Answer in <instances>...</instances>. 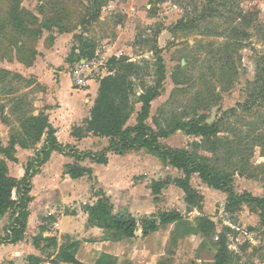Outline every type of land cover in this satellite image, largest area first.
Listing matches in <instances>:
<instances>
[{
	"label": "rangeland",
	"instance_id": "374dc122",
	"mask_svg": "<svg viewBox=\"0 0 264 264\" xmlns=\"http://www.w3.org/2000/svg\"><path fill=\"white\" fill-rule=\"evenodd\" d=\"M240 12L254 13L257 29L251 30L249 44L241 51H233L229 61L220 53L225 38L208 33L212 29L223 32L236 25ZM159 30L162 33L157 37ZM60 34L74 36L58 49L51 62L59 68L52 69L44 60L46 53L56 45V35ZM76 37H82L108 59L127 56L137 63L145 61L147 85L153 84L157 69L152 49L156 45L162 49L166 80L161 96L152 103L147 121L157 131L156 124L166 131L182 119L208 124L224 120L220 137L234 139L230 129L247 132L250 124L261 121L264 111H244L237 107L247 101V88L256 78V61L264 55V0H0V159H7L9 151L5 148L9 149L11 141L17 143L16 147L27 144L30 147L34 141L31 135L36 126L34 118L48 117L45 102L51 81H58L60 71H65L66 80L71 73L70 56ZM48 72L54 73L49 79ZM136 91L140 94L141 90ZM132 106L134 112L128 126L136 125L141 110L138 96L133 97ZM231 109H237V113H229ZM79 135L80 140L89 136L87 132ZM202 141L200 137L177 131L161 139V144L213 157V165L233 175L237 193L264 196V158L259 147L251 157L243 146L234 156L226 148L213 156L195 148ZM76 147L93 151L89 144ZM136 152L142 153L146 164L152 159L162 163L144 149ZM129 161L135 163L136 156ZM161 167L170 169L164 179L158 178L160 170L147 171L144 167L143 172L151 176L139 174V180H146L150 186L154 181H166L179 175L170 166L162 164ZM134 175L131 178L135 180ZM90 180L94 196L98 186L93 177ZM191 183L196 189L201 188L198 191L203 195L202 212L187 209L184 204L180 206L183 194L178 187L162 191L159 209H180L184 216L171 242L196 227L197 217L203 214L215 222L218 232L224 227L232 230L228 233L232 264H264V226L259 211L244 204L236 213L229 214L225 211L227 196L224 193L208 187L198 176H194ZM82 207L86 208L84 204ZM205 243L209 244L208 240ZM187 254V259L194 261V253ZM164 259L170 260L169 256Z\"/></svg>",
	"mask_w": 264,
	"mask_h": 264
},
{
	"label": "trees",
	"instance_id": "16d2710c",
	"mask_svg": "<svg viewBox=\"0 0 264 264\" xmlns=\"http://www.w3.org/2000/svg\"><path fill=\"white\" fill-rule=\"evenodd\" d=\"M256 15L252 12H240L236 25L230 26L223 32L212 29L208 34L224 37L225 44L220 51L229 61L232 59L233 51L243 50L252 39V29H257L255 25ZM162 33L159 30L158 37ZM75 47L71 54V62L75 59H92L99 55L94 47H91L82 37H76ZM157 58V69L154 73L152 85H147L144 80L146 68L144 63H137L127 56L111 57L107 63L108 75L100 81V89L94 107L91 111V118L85 123V127L73 129L72 135L81 139L79 133L87 132L99 138H108L109 146L100 152L91 150H82L80 147L63 146L59 144L55 137V130L49 123L48 117L43 119L34 118L36 126L31 130L34 141L22 146L23 148L35 147L43 138L47 136L44 147L30 159L27 164L26 173L23 179L19 180L10 176L7 160L17 161L16 142L11 141L7 159H0V222L10 214L9 225L6 230L9 234L2 239V244H16L23 240L30 215L29 204L32 201L30 197L31 181L39 172V169L46 164L51 154L55 151L64 153L74 159V163L65 167V174L72 179H81L85 176L92 178L94 172L92 169L85 168L81 162L89 159L93 163L107 166L109 155H125L127 153L146 150L148 153L157 157L162 164L170 166L183 174L181 177L169 178L166 181H154L150 185L155 202H159L162 191L170 185H174L185 194V203L188 208L197 209L202 212L203 195L196 190L191 180L194 175H198L201 181L208 187L220 191L227 196L225 211L229 214L236 213L244 204L254 206L259 211L260 222L264 226V196L255 197L251 193L245 192L239 194L235 190L234 177L232 174L222 171L213 165L215 161L206 156H200L191 153L185 149H172L163 146L161 139L168 138L177 131H184L189 136L202 138L200 144L195 145L197 149H203L216 156L221 149L226 148L227 152L234 156L240 149L245 147L249 152V157L254 153V149L259 147L264 158V114L261 115V121L250 124L247 132L233 128L229 132L235 135L234 139L221 138L222 122L217 124H208L201 120H179L174 126L162 131L160 124H156L157 130L147 124L151 116L152 103L161 96L166 80V67L162 57V49L157 45L152 49ZM231 63V62H230ZM232 64V63H231ZM256 78L250 83L248 98L244 104H239L237 108L244 111H264V55L256 61ZM140 88V94L136 91ZM138 96V103L141 104V110L136 118V125L128 126L134 112L132 106L133 97ZM231 114L237 113V109H231ZM243 146V147H242ZM69 150L70 152H67ZM218 162V160L216 159ZM94 189V188H93ZM94 196L98 199L92 206H86V211L90 215V221L95 226H100L106 230L115 232L114 239L122 241L126 239H135L141 231V237H148L151 233L159 231L163 225L180 224L184 216L177 210L162 211L158 210L151 216L139 219L128 211L118 210L111 201V198L102 188L94 189ZM196 227H192L186 233H199L203 236L204 242L202 249L210 250L213 253L214 264H232L233 254L229 249L228 233L232 230L224 227L218 232L215 222L206 215H201L196 219ZM50 245L56 243L53 238L42 239ZM208 240L209 244H206ZM79 242L67 243L62 246L57 260L54 263L59 264H82L76 259V252ZM165 260V261H164ZM160 264H171L169 259H164ZM38 262H40L38 260ZM163 262V263H162ZM118 260L111 256H103L95 264H117Z\"/></svg>",
	"mask_w": 264,
	"mask_h": 264
},
{
	"label": "crops",
	"instance_id": "0c3cea01",
	"mask_svg": "<svg viewBox=\"0 0 264 264\" xmlns=\"http://www.w3.org/2000/svg\"><path fill=\"white\" fill-rule=\"evenodd\" d=\"M73 36V34L56 35V45L46 53L44 60L49 63L48 66L53 67L52 69L59 68V65L51 62L56 57L58 49L64 47V42H71ZM65 52H67L66 46ZM53 72H48V79L54 74ZM65 76V71H60L58 81H51L50 90L46 94L45 112L50 125L55 130V137L63 146L76 147L89 144L93 152H100L109 146L108 138L89 134L84 140H79L72 135L74 128H84L85 123L91 118V111L99 94L100 82H92L86 90H76L73 88L71 74L68 73L67 80ZM46 138L47 136L44 135L32 148L16 147L17 161L7 160L10 176L23 179L28 162L44 147ZM141 154L136 151L126 155L110 154L107 166L93 163L89 159L81 162L83 167L93 170V179L111 198L115 211L125 210L139 219L155 214L159 207H162L163 201L155 202L150 186L146 180L140 181L139 176H151L147 171L158 169L160 170L158 178L164 179V174L170 170L161 167L162 163L153 159L150 164H146L147 159L144 160ZM133 156H136L135 163L129 161ZM73 163L72 157L55 151L51 154L50 160L33 177L30 191L32 201L29 204L30 215L25 236L16 244L0 245V264H55L62 246L68 242H79L76 259L82 264H95L105 255L116 258L117 264H160L168 256L171 264H188L191 259H187L186 253H194L195 259L190 261L191 264L192 262L214 264L213 253L201 248L204 242L201 234L184 232L171 242L178 228L177 224L163 225L158 232L151 233L146 238L140 236V231L137 238L122 241L114 239V231L93 225L86 208L82 207V204L92 206L98 200L92 195L93 183L89 176L75 180L65 174V167ZM142 168L147 171L143 172ZM178 174L176 177L183 176L180 172ZM133 175L135 180L134 177L131 178ZM191 184L195 188L193 183ZM171 188L176 187L170 185L167 189L171 190ZM197 188L195 189H201ZM179 192L183 194V202L180 206L184 204L188 209L184 192L182 190ZM85 193L88 197L82 198ZM176 210L183 215L182 210ZM10 216L8 214L1 220L0 234L9 225ZM39 237L53 238L56 243L50 245L44 240H39L37 244L35 240Z\"/></svg>",
	"mask_w": 264,
	"mask_h": 264
},
{
	"label": "built area",
	"instance_id": "2783aa9c",
	"mask_svg": "<svg viewBox=\"0 0 264 264\" xmlns=\"http://www.w3.org/2000/svg\"><path fill=\"white\" fill-rule=\"evenodd\" d=\"M108 57L97 55L92 59H75V63L71 67V78L73 88L76 90H86L92 82H100L108 75L107 63ZM9 234V231L4 229L0 234V243L2 239Z\"/></svg>",
	"mask_w": 264,
	"mask_h": 264
}]
</instances>
